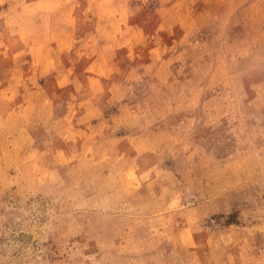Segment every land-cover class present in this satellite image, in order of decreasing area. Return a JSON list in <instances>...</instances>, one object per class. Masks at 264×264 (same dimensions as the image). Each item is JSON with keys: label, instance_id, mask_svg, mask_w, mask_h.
<instances>
[{"label": "rangeland", "instance_id": "obj_1", "mask_svg": "<svg viewBox=\"0 0 264 264\" xmlns=\"http://www.w3.org/2000/svg\"><path fill=\"white\" fill-rule=\"evenodd\" d=\"M0 264H264V0H0Z\"/></svg>", "mask_w": 264, "mask_h": 264}]
</instances>
